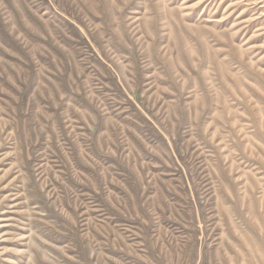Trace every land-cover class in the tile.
Segmentation results:
<instances>
[{
  "label": "rangeland",
  "instance_id": "1",
  "mask_svg": "<svg viewBox=\"0 0 264 264\" xmlns=\"http://www.w3.org/2000/svg\"><path fill=\"white\" fill-rule=\"evenodd\" d=\"M0 264H264V0H0Z\"/></svg>",
  "mask_w": 264,
  "mask_h": 264
}]
</instances>
